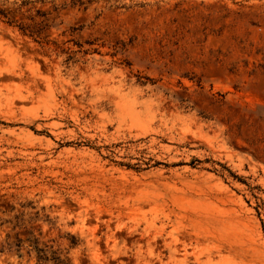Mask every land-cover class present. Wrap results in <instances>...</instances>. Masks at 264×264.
I'll use <instances>...</instances> for the list:
<instances>
[{
  "label": "rangeland",
  "instance_id": "1",
  "mask_svg": "<svg viewBox=\"0 0 264 264\" xmlns=\"http://www.w3.org/2000/svg\"><path fill=\"white\" fill-rule=\"evenodd\" d=\"M0 9V264H264V0Z\"/></svg>",
  "mask_w": 264,
  "mask_h": 264
},
{
  "label": "trees",
  "instance_id": "2",
  "mask_svg": "<svg viewBox=\"0 0 264 264\" xmlns=\"http://www.w3.org/2000/svg\"><path fill=\"white\" fill-rule=\"evenodd\" d=\"M8 13H9V11H4V10L0 9V15L3 18H6V22L8 24L15 23V20H10L9 19ZM28 20H30L31 23H24V24L16 25L18 27L19 31L23 35H26V36H30V37H33V38L39 37V34H40L42 28H35L36 24L33 22V18L32 17H29ZM44 25L46 26V24H44ZM38 250L42 251L41 249H38Z\"/></svg>",
  "mask_w": 264,
  "mask_h": 264
}]
</instances>
